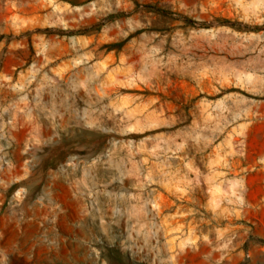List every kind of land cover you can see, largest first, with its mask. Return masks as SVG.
Masks as SVG:
<instances>
[{"label":"rangeland","instance_id":"obj_1","mask_svg":"<svg viewBox=\"0 0 264 264\" xmlns=\"http://www.w3.org/2000/svg\"><path fill=\"white\" fill-rule=\"evenodd\" d=\"M0 264H264V0H0Z\"/></svg>","mask_w":264,"mask_h":264},{"label":"crops","instance_id":"obj_2","mask_svg":"<svg viewBox=\"0 0 264 264\" xmlns=\"http://www.w3.org/2000/svg\"><path fill=\"white\" fill-rule=\"evenodd\" d=\"M186 239H187V238H186ZM190 239H193V238H189V240H190Z\"/></svg>","mask_w":264,"mask_h":264}]
</instances>
